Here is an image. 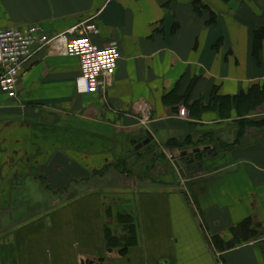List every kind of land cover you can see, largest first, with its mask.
<instances>
[{
    "label": "crops",
    "instance_id": "obj_1",
    "mask_svg": "<svg viewBox=\"0 0 264 264\" xmlns=\"http://www.w3.org/2000/svg\"><path fill=\"white\" fill-rule=\"evenodd\" d=\"M221 1L246 53L220 27ZM241 2L0 0V30L39 23L56 34L92 19L93 42L121 54L97 93L78 92L79 59L54 48L25 65L16 98L0 91V264H264V127L233 148L221 143L236 141V126L197 145L237 120L207 107L214 87L236 95L264 83L251 55L264 0ZM228 55L246 71L231 74ZM245 220L257 237L217 248Z\"/></svg>",
    "mask_w": 264,
    "mask_h": 264
},
{
    "label": "built area",
    "instance_id": "obj_2",
    "mask_svg": "<svg viewBox=\"0 0 264 264\" xmlns=\"http://www.w3.org/2000/svg\"><path fill=\"white\" fill-rule=\"evenodd\" d=\"M97 25L84 21L60 33L49 34L39 23H27L0 30V91L16 98L25 65L46 49L77 57L81 73L76 80L79 93L92 94L109 85L121 57L116 43L104 47L95 44L91 35ZM182 109L181 114L185 115Z\"/></svg>",
    "mask_w": 264,
    "mask_h": 264
},
{
    "label": "trees",
    "instance_id": "obj_3",
    "mask_svg": "<svg viewBox=\"0 0 264 264\" xmlns=\"http://www.w3.org/2000/svg\"><path fill=\"white\" fill-rule=\"evenodd\" d=\"M207 6V5H205ZM208 7V6H207ZM209 9V7H208ZM204 9H200L203 11ZM217 20V15L212 11L210 20L208 22H214ZM264 46V26L258 25L252 30V44H251V55L260 64L261 62V52ZM264 105V83L254 84L247 91H242L236 95H221L218 93V88L214 87L210 97V103L207 107H210L211 111H216L218 117L222 120L226 118L237 117L236 122L240 124V128L237 134V139L232 144H223L224 146H229L228 148H233L238 142L241 141L246 129L252 126L264 127V116L257 117L259 114L256 112L260 107ZM196 105L191 108V113L198 112ZM204 107L203 110H205ZM209 134L205 138L198 140V144H206ZM212 139V137L210 136ZM206 139H208L206 141ZM177 143V142H175ZM180 143V142H179ZM184 144V143H182ZM216 146V143H208ZM258 231L251 227L249 220L234 226L231 229L232 237L228 241H224L220 237L214 239L215 245L219 249H230L239 244H243L253 238H256Z\"/></svg>",
    "mask_w": 264,
    "mask_h": 264
},
{
    "label": "rangeland",
    "instance_id": "obj_4",
    "mask_svg": "<svg viewBox=\"0 0 264 264\" xmlns=\"http://www.w3.org/2000/svg\"><path fill=\"white\" fill-rule=\"evenodd\" d=\"M222 2V1H221ZM247 2H249V0H242L241 4H244ZM237 3H238V0H237ZM223 6H222V9H219L215 6L212 5V8L219 12V15H220V18H221V25L220 27L224 30V32L227 34V37L229 39V42H230V33L236 37L240 43V48L242 49V51L244 53H246V39H247V34H246V31L244 30V27L240 24L236 25V26H233L232 27V24H235L236 22L234 21V17L232 16V14L230 13L231 9H230V4H225L224 2H222ZM85 21H89V23L93 22L92 19H87ZM84 22V21H83ZM82 23V22H81ZM234 27H237V28H234ZM233 28V29H232ZM217 42V41H216ZM215 42V43H216ZM219 49V48H218ZM220 50H225V45L221 47ZM229 56V64L226 63L225 61V65L228 66V69L227 70H232V73L233 75H235V70L237 67H239L242 71H246V62H240V63H237L236 62V57L234 56H231V55H228ZM221 57L224 59L225 58V55L223 56V54L221 55ZM222 58L221 61H222ZM224 64V63H223ZM257 68L261 69V71L264 72V69H263V66L261 64H257ZM209 66L212 68L213 71H216L215 67L212 66V64H209ZM263 69V70H262ZM263 107H260L256 112H258L260 115H258L257 117H261V116H264L262 115L263 113V110H262ZM182 115V114H181ZM238 127V129H236L235 131H237L236 133L238 134V131H239V128H240V124L237 123L236 121L233 120L232 121H228V122H224L222 125H213V128H211V131L208 132V133H211V137L212 139L210 138V136H208V139H206V141L208 143H216L218 144L219 142V129H223L225 130L226 128H231V127ZM199 134V133H198ZM172 160H175V157L171 158ZM163 164H164V167H167L169 165H172L171 162H168V160H163ZM173 166V165H172ZM157 175H153V177L155 178ZM170 177V176H168Z\"/></svg>",
    "mask_w": 264,
    "mask_h": 264
},
{
    "label": "water",
    "instance_id": "obj_5",
    "mask_svg": "<svg viewBox=\"0 0 264 264\" xmlns=\"http://www.w3.org/2000/svg\"><path fill=\"white\" fill-rule=\"evenodd\" d=\"M148 133V138H146L145 140L143 141H140L139 143H136L135 144V150H139L140 148H142L144 145L148 144L152 139H153V136L150 132H147ZM199 149H196V151H198ZM183 154H186V153H183ZM177 165L179 163H176Z\"/></svg>",
    "mask_w": 264,
    "mask_h": 264
}]
</instances>
